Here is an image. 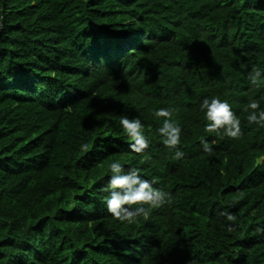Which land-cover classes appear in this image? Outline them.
Here are the masks:
<instances>
[{
	"label": "trees",
	"instance_id": "16d2710c",
	"mask_svg": "<svg viewBox=\"0 0 264 264\" xmlns=\"http://www.w3.org/2000/svg\"><path fill=\"white\" fill-rule=\"evenodd\" d=\"M212 96L232 106L239 139L205 131ZM252 99L264 110V0H0V264H264ZM161 107L176 109L182 159L157 132ZM122 116L144 125L143 153ZM112 162L156 178L171 203L115 219L101 191Z\"/></svg>",
	"mask_w": 264,
	"mask_h": 264
},
{
	"label": "clouds",
	"instance_id": "9594fccd",
	"mask_svg": "<svg viewBox=\"0 0 264 264\" xmlns=\"http://www.w3.org/2000/svg\"><path fill=\"white\" fill-rule=\"evenodd\" d=\"M261 78V70L258 67H253L248 76L251 84L260 87ZM199 108L207 121L205 124L206 132L216 133L220 139L225 136L231 139H239L243 135L241 121L227 100L221 99L219 96L205 97L200 102ZM243 110L248 113L246 119L249 125L256 124L264 127V110H260L258 101L249 100ZM175 113L174 107H161L156 109L153 115L157 118H163L162 126L157 129V132L163 137V145L175 150V159H182L184 152L178 147L181 143V127L173 119ZM120 125L132 141L129 145L132 151L143 153L149 147V140L144 134V125L139 118L129 119L127 116H122ZM221 129H223L222 133ZM200 144L208 156L213 154V148L207 140L201 138ZM89 150L87 144L82 146V151L87 152ZM108 172L111 175L107 184L101 188V191L108 193L104 203L108 213L121 222L132 223L141 216L147 220L152 209L163 207L172 201V194L154 187L153 185L158 182L157 179L143 178L140 174L141 169L138 167L132 166L125 171L120 163L112 162L108 166ZM235 203L232 201L228 206L231 207ZM134 205L136 207H133ZM220 215L233 224L237 221V216L227 210L220 212ZM233 224L228 225V232L235 231ZM256 232L264 234V227H258ZM188 264H197V262L192 260L188 261Z\"/></svg>",
	"mask_w": 264,
	"mask_h": 264
}]
</instances>
